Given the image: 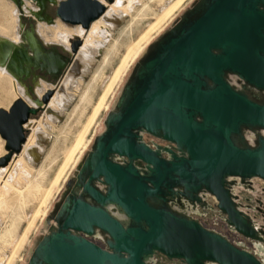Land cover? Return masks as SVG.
I'll use <instances>...</instances> for the list:
<instances>
[{
    "label": "water",
    "instance_id": "95a60500",
    "mask_svg": "<svg viewBox=\"0 0 264 264\" xmlns=\"http://www.w3.org/2000/svg\"><path fill=\"white\" fill-rule=\"evenodd\" d=\"M104 11L98 0H63L55 15L88 28ZM26 21L22 43L0 39V65L14 77L32 66L58 80L70 59L45 48L33 19ZM80 44L70 43L72 54ZM50 95L39 107L17 98L0 108L7 151L0 166L21 151L24 123ZM144 136L174 144L177 153L156 143L151 149ZM177 173L191 177V214L208 207L203 198L211 195L227 229L251 249L169 211L160 184ZM256 180L264 183V0H192L136 57L24 264H153L157 253L184 264H264V213L253 218L232 192H250Z\"/></svg>",
    "mask_w": 264,
    "mask_h": 264
},
{
    "label": "bare ground",
    "instance_id": "6f19581e",
    "mask_svg": "<svg viewBox=\"0 0 264 264\" xmlns=\"http://www.w3.org/2000/svg\"><path fill=\"white\" fill-rule=\"evenodd\" d=\"M36 1H38L40 5L41 0H36ZM50 1L52 3H57L58 1L60 2L63 0H50ZM98 1L105 5V11L98 18L91 21L88 28H84L79 24L75 26L72 25L71 28H64L58 26L57 24L58 27L56 26L57 27L56 31H54V33L52 34L50 33L49 37L47 38L45 37V35L42 34L43 33L42 31H38L39 26H37L38 27L37 32L40 33L39 36L42 38L43 41L41 39L40 40L46 44H50V43L61 44L68 49L69 38L73 36H77L79 40L81 39V44L76 50V53L74 54L69 67L67 69L65 68L66 71L64 72L63 76L61 77L58 83L57 91L51 97L49 102L46 105H44L45 108L40 119L38 121H31L29 118V120L26 123H24L23 126L25 127V129L29 128L31 130V134L28 135L27 138H25L20 153L13 155L7 166L3 168L0 167V214L1 215L6 214L4 213L5 211L3 210H6L5 208H7L6 205L7 202L9 201V197L7 196V193L9 191V188L12 187L9 182L10 178H16L18 176L19 178H17V180L20 179V181L22 180V182L25 181L26 186L23 190H20V188H15V190L13 189L14 197L16 196L17 200L22 204L23 201L28 198L27 195L31 191L37 192L40 190L39 189L40 186H38L36 182H35L36 184L34 185L31 180L33 173V165L36 162L40 161L39 168L35 170V173L42 177L44 174L43 166L48 158V154H46V156L45 155L43 156L42 152L45 143L48 141L47 130L52 129L49 123H53L56 120H58L63 115L62 106L68 104L73 99L72 93H70L68 90L71 87H73L76 90L81 89L79 95V102L89 104L91 101V95L93 94L96 87V82L101 77L103 73V69L112 59L114 52L117 51L119 47H124L125 51L122 54L117 66L114 68L106 87L99 96L98 101L94 106L92 113L89 115L86 124L82 128L81 132L76 136V139L74 140L73 144L66 149L63 162L60 165L53 180L50 183L51 187L56 186L58 184L61 176L68 168L69 164L72 162L75 153L82 146L86 132L93 123L98 111L104 106L106 97L112 90V87L114 86L116 81L124 73L125 69L129 65V62L136 59V57L139 55L140 51L143 48L142 44L145 41H147L150 35L154 33L157 29H159L161 25H164L163 24L164 22L166 23V19L172 15V13L183 3L184 0H174L172 2L168 1L169 3L167 4V6L163 7L160 14L155 16L154 21L146 25L147 28L139 34L136 40H132L131 35L133 31H135L134 27L139 24L137 20L146 15V12L149 9L148 2H145L144 0H114L112 2H108L109 4H105L104 0H98ZM158 1H162V0H158ZM21 2L22 0H20V7H18L14 0V3L17 6V8H21ZM15 5L12 4L11 11L16 21L18 16L15 14V9H16ZM26 6L27 7H25L26 10L25 12L31 15L35 13L33 11L34 8L30 9L31 7H28L29 5ZM37 13L38 11L35 13V16L33 15L35 18L37 16ZM125 16H128L130 18L129 22H127L126 24H121ZM18 24L21 25L22 27L20 15H19ZM44 28L45 26H43L41 29L44 30ZM114 28H115V32H112V29ZM22 31L19 33V35L16 32V34L12 38L10 37L6 38L7 36L4 37L1 34L2 32H0V39H8L11 43L18 44L21 41ZM44 31L47 32V28H45ZM35 33H36V27H35ZM18 36H19V42L17 41ZM36 36L39 37L37 33ZM99 53L103 54L102 63L96 66L89 81L82 85L81 81L84 75L87 72H89V69L96 63ZM68 64L66 65V67L68 66ZM0 74L8 75L10 73L4 65H0ZM11 76L14 79H16L13 75ZM13 81H14L13 84L15 86V92L19 96H21L23 100H25L28 103L29 106L32 107H39L37 100H41V96L46 92V90H48L46 88L48 87L50 89L51 87V85L48 84L44 85L42 88L36 86L34 93H36L38 98H34L35 100L33 101V99L30 98L31 94L27 91V89H26L27 91L26 93L24 87L21 86L23 84L18 80L17 81L21 85L15 80ZM37 83L35 85H37ZM48 92L50 91L48 90ZM21 97H17V98H21ZM77 107L78 106H75V108L71 111V113L66 117L64 123L62 124V129H66L67 127L70 126L72 122V118L76 114ZM56 143H57V138L52 143L51 148L54 147ZM4 155L0 147V158ZM6 173L8 174V176L5 180H3L1 175ZM43 193L44 196L41 205H43L50 196V189L43 191ZM40 208L41 207H39L34 213V216H32L33 218L28 224V227L25 230V233L22 235L20 241L18 240L19 242L17 243V245L16 246L14 245V247L17 248V250L18 248H20V245L22 246V242L24 241L25 235L34 224V221L37 218V216L41 213ZM17 219L18 217L12 218V220L7 225L6 224L4 225V228L1 229L2 232L0 234V238L12 239L15 229L17 227V222H16ZM15 248L13 249L14 254L17 252ZM9 261L10 260L8 258V263L6 264H9Z\"/></svg>",
    "mask_w": 264,
    "mask_h": 264
},
{
    "label": "rangeland",
    "instance_id": "374dc122",
    "mask_svg": "<svg viewBox=\"0 0 264 264\" xmlns=\"http://www.w3.org/2000/svg\"><path fill=\"white\" fill-rule=\"evenodd\" d=\"M144 1L148 2L149 9L146 12V15L143 16L144 18L142 17V18H139L137 20L139 24L134 27L135 31H133V33L131 35L132 40H136L138 38L139 34L147 28L146 25H148V23L154 21L155 16L160 14L163 7L167 6V4L169 2H172L174 0H162V1L144 0ZM191 1L192 0H184L183 3L172 13V15L166 19V23L164 22L163 23L164 25H161V27H159V29H157L154 33H152L150 35V37H149L150 39L148 38V40L145 41L146 43L144 42L145 44L144 43H143L144 45L142 44V47H144L149 42H151L164 28H166L171 23V21L182 11V9L189 5V3ZM104 2H105V4H109L107 0H104ZM57 3H52L50 0L49 1L46 0V2H45L46 5L43 6L42 3H40V5H39V2L36 0H30V2H29V0H22L21 8H17V6L14 3V0H0V30H1L0 32H2L1 34L4 37L7 36L6 38H9V37L12 38L16 34V32L18 33L19 15L21 16L22 27L24 26V24H26V19L31 18V19H33L35 27H36V25L39 26V28L37 27L38 31H42L43 33L42 32L41 33L43 35H45V37H47V38L49 37L50 33L52 34V33H54V31H56V28L58 26L64 27V28H71L72 25L64 23L58 17H56L55 9L58 5ZM12 4H14L15 8H16L15 14L18 16L17 20H16L17 22L15 21V17L11 11L12 10ZM26 5H29L28 7H31L30 9L34 8L33 9L34 12L37 11V9L39 8L38 11H40V15L44 16V17L42 19H36L35 17H30V14L25 12L26 11L25 7H27ZM129 19L130 18L128 16H125L123 18L121 24H126L127 22H129ZM15 22H16V24H15ZM39 24H41L42 26ZM57 24H58V26H57ZM43 26H45V28H47V32L44 31L45 28H44V30L41 29ZM51 28H53V29H51ZM3 29H4V31H3ZM112 32H115V28L112 29ZM39 35H40V33H39ZM75 38H78V37L77 36L70 37L69 38V44ZM54 45H59L61 52H63L64 54L68 53L67 55L70 58L73 57L72 53H69L68 51H67V53L64 52V51H66V49L64 48L63 45L56 44V43ZM124 51H125L124 47H119V49L114 52L112 59L108 62V64L103 69V73L100 77L101 79L99 78L96 82V87H95L93 94L91 95V101L89 104L79 102V95H80L81 89L76 90L73 87H71L68 90L70 93H72L73 99L68 104L62 106L63 115L58 120H56L55 122L49 123L50 126L52 127V129L47 130L48 141L45 143L44 149L42 152L43 156L44 155L46 156V154H48V158H47V160L43 166L44 174L42 177L35 173V170H37L39 168L40 161L36 162L33 165V173H32L31 180H32V183L34 185L37 183V185L40 186L39 187L40 190L37 192L31 191L27 195L28 198L25 199L23 201V204H22L17 200L16 196L14 197L13 191L15 190V188H20V190H23L26 186L25 181L22 182V180L20 181V179L17 180V178H19L18 176L16 178H10L9 179V182H10L12 187L9 188V191H10V189H11V191L10 192L8 191V193H7V196L9 197V201L7 202L6 206L8 209L5 208L6 210H3V211H5L4 213H6L7 216H6V214H3V215L0 214V234L2 232L1 229L4 228V225L5 224L7 225L12 220V218L18 217V219L16 221L17 227L15 229V232H14L12 239L0 238V264L8 263V258L10 260L9 264H24L25 263L27 255H28L27 251H28V248L31 244L33 237L39 232L40 228L42 227V223H43L45 216L49 213V211L51 210V208L53 206L54 201L58 198L59 193L61 192L66 179L69 177V175L71 174V172H72V170L76 164V161L79 159V157L83 154V152L90 145V143L93 140V138L95 137V135L102 130L103 118H104L107 110L110 108L113 100L115 99L117 90L123 84L126 76L128 75V73H129V71H130V69H131V67L135 61V60H133V61L129 62V65L125 69L124 73L116 81V83L112 87V90L110 91V93L106 97L104 106L98 111L93 123L91 124L88 131L86 132L82 146L75 153L72 162L69 164L68 168L65 170V172L61 176L58 184L56 186L51 187L50 183L53 180L57 170L59 169L60 165L63 162L66 149L69 148L73 144L74 140L76 139V136L81 132L82 128L86 124L89 115L92 113L93 108L96 105L99 96L101 95L104 88L106 87L108 80H109L114 68L117 66V64H118L122 54L124 53ZM102 53L98 54L96 63L89 69V72H87L84 75V77L81 81L82 85L89 81V79H90L91 75L93 74L96 66L98 64L102 63V56H103ZM13 80L18 82L17 81L18 79L17 80L14 79L10 74H8V75L7 74L6 75L0 74V108H3L5 110H7L9 108V106L11 105V103L17 97H19V95L15 92V86L13 84V82H14ZM38 83H37L38 84L37 86H39V88H42L46 84L51 85V87L54 89L52 91L51 97L57 91V88H58L57 83L58 82L50 83L48 81L38 80ZM22 86L26 89V87L24 85H22ZM52 88H51V90H52ZM35 89L36 88L34 87L33 91ZM46 89H49V88L47 87ZM35 96L37 97L36 93H35ZM31 97L33 98L32 95H31ZM51 97L48 99L47 103L49 102ZM42 105H43V108L41 109V111L37 112V114H35V115L30 116L31 121H38L40 119V117L44 111V108H45L44 107L45 104H42ZM75 106H78V107L76 109V114L72 118V122H71L70 126L67 127L66 129H62V124L64 123L66 117L75 108ZM30 134H31V130L29 128H26V132H25L26 138ZM56 138H57V143L54 147L51 148V145ZM0 145H1L0 146L1 150L3 151V155H4L5 153H7V151H5V149H4V140L1 137H0ZM19 153H17V154H19ZM13 155H16V154H13ZM7 164L5 166H7ZM5 166H0V167L3 168ZM1 176H2V179L5 180L8 176V174L6 173V174H3ZM14 179H16L17 181ZM12 181H13V183H12ZM258 181L262 185H264L262 181H260V180H258ZM49 189H50V196L45 201V203L43 205H41V202H42V199L44 196L43 191L49 190ZM39 207H41L40 208L41 213L39 214L40 216L39 215L37 216V218L34 221V224L32 225V227L28 230L27 234L25 235L24 241L22 242V246L20 245V248H18V250H17V248H15L14 245L16 246L17 243L20 241L22 235L25 233V230L28 227V224L30 223V221L33 218L32 216H34V213L36 212V210ZM14 248H15V250H17V252L15 254L13 252ZM12 252H13V254H12Z\"/></svg>",
    "mask_w": 264,
    "mask_h": 264
},
{
    "label": "flooded vegetation",
    "instance_id": "af4514ba",
    "mask_svg": "<svg viewBox=\"0 0 264 264\" xmlns=\"http://www.w3.org/2000/svg\"><path fill=\"white\" fill-rule=\"evenodd\" d=\"M38 9H37V11H38ZM37 11H35V13ZM35 13L32 15L30 14V17H34ZM22 29H23V31H22ZM21 31H22V34L27 33V31H28V22L27 21L23 27H21V25H19L18 35ZM36 33L39 36V33L37 32V25H36ZM38 38L41 39L40 36ZM18 39H19V36H18ZM18 42H19V40H18ZM22 42L23 41L21 40L20 43H22ZM42 43H43V46L49 50L52 47H55L57 50V54H59L61 56L60 59L65 60L66 58H69L70 62H69V64L67 63L68 64L67 67L63 66L62 68H59L58 80H54L52 78V76L49 74H46L45 71H41L38 68H33L32 66L29 67V71H27V72L24 71L20 75L15 74L16 79H18V81H20L26 87L27 91L33 96V98L30 96L33 100H35L34 98H38L35 96V93L33 91V88L39 84L38 83L37 85H35L36 82L38 80H44V81H48L50 83H53V82L59 83L61 77L63 76L66 69L69 67V65L72 61V58H73V57L70 58L67 55L68 54L67 51L69 53H71L69 41H68V49L63 45L64 48L66 49V51H64V52H66L67 54H64L63 52H61L59 45H54L53 43H50V44H46L44 42H42ZM74 54H72V55L74 56ZM26 89H25V92L27 93ZM48 90L51 92V95H52V91L54 89L52 88V90H51V88H50ZM48 90L43 95L48 93ZM51 95L49 96V98L51 97ZM19 97H21V96H19ZM39 111H41V109ZM144 141L149 145V147L151 149H154L153 144L156 143L161 147L169 148L174 153H177V150L174 149V144H171L167 141L158 140V139H155L154 137H151V136H144ZM160 157L163 160L169 159V155L166 151H162L160 153ZM135 164L140 166V167L144 165L143 163H141L139 161H136ZM160 187H161V190L164 194L165 199L169 203V208H170L169 211L170 212L175 213V215L178 217L180 215H185L186 217L191 219V216H192L199 223H201V225L203 227L213 229V230L221 233L222 235H225L231 243H233V244H235L236 242L237 243L238 242L243 243V246H238L239 248L243 249L245 247L247 249H251V242L250 241L243 239L242 236H240L236 233L230 232L227 229L226 224H225L224 219H223L224 215L220 214L218 212L217 208L215 207V202L213 200V197L211 195H206L203 198V201H205L207 203L208 207L202 209V208H199V206H198L197 212L194 214H191V177H188V178H186L185 176L182 177L179 175V173H177L176 175L173 174L172 176L170 175L169 177H166L163 180V182H161ZM251 189L252 190L250 192H247L242 188V186L233 187L232 192L236 196L234 201H236L239 204L249 206L250 207L249 214L253 218L258 219L260 217V214L258 212L262 211L264 213V185H262L259 181L256 180L253 182ZM110 211L115 212L116 209L114 207H110ZM86 238L88 240L92 241L93 243H95L101 247H104V243L99 237L87 236ZM153 259H154L153 264H184L181 259H168L165 255H163L161 253L155 254L153 256Z\"/></svg>",
    "mask_w": 264,
    "mask_h": 264
}]
</instances>
